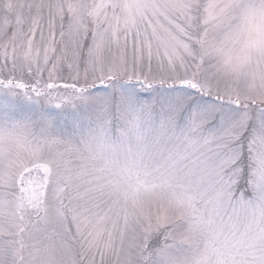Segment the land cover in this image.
<instances>
[{"label":"snow or ice","instance_id":"1","mask_svg":"<svg viewBox=\"0 0 264 264\" xmlns=\"http://www.w3.org/2000/svg\"><path fill=\"white\" fill-rule=\"evenodd\" d=\"M257 16L247 0H0V155L17 149L0 204L20 231L76 243L79 264H264Z\"/></svg>","mask_w":264,"mask_h":264},{"label":"rangeland","instance_id":"2","mask_svg":"<svg viewBox=\"0 0 264 264\" xmlns=\"http://www.w3.org/2000/svg\"><path fill=\"white\" fill-rule=\"evenodd\" d=\"M78 143V139H73L74 145ZM57 148L54 145L47 154L54 156ZM16 152L15 145H4L3 154L0 155V171L13 170L11 159ZM72 155L77 157L75 148ZM24 225L25 221L18 219L12 204H0V264H79L80 249L76 243L62 236L49 237L47 230L35 231L28 227L21 232L20 227ZM9 240L14 241L10 247L6 243Z\"/></svg>","mask_w":264,"mask_h":264},{"label":"clouds","instance_id":"3","mask_svg":"<svg viewBox=\"0 0 264 264\" xmlns=\"http://www.w3.org/2000/svg\"><path fill=\"white\" fill-rule=\"evenodd\" d=\"M248 3L255 5L257 8L264 3V0H247ZM254 30L264 29V19L257 16L250 25Z\"/></svg>","mask_w":264,"mask_h":264}]
</instances>
